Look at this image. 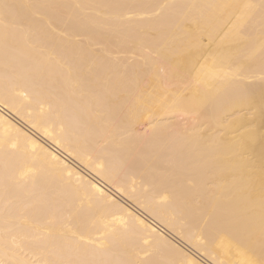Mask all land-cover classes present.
Wrapping results in <instances>:
<instances>
[{
    "label": "bare ground",
    "instance_id": "1",
    "mask_svg": "<svg viewBox=\"0 0 264 264\" xmlns=\"http://www.w3.org/2000/svg\"><path fill=\"white\" fill-rule=\"evenodd\" d=\"M264 264V0H0V264Z\"/></svg>",
    "mask_w": 264,
    "mask_h": 264
},
{
    "label": "snow or ice",
    "instance_id": "2",
    "mask_svg": "<svg viewBox=\"0 0 264 264\" xmlns=\"http://www.w3.org/2000/svg\"><path fill=\"white\" fill-rule=\"evenodd\" d=\"M61 264H75V262L68 261V262H61ZM78 264H89V262L81 261V262H78Z\"/></svg>",
    "mask_w": 264,
    "mask_h": 264
}]
</instances>
